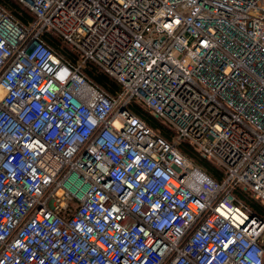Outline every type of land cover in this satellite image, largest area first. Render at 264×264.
Segmentation results:
<instances>
[{
  "label": "clouds",
  "instance_id": "clouds-1",
  "mask_svg": "<svg viewBox=\"0 0 264 264\" xmlns=\"http://www.w3.org/2000/svg\"><path fill=\"white\" fill-rule=\"evenodd\" d=\"M154 2L119 0L151 28L118 58L96 19L73 12L53 23L63 0H30L31 26L0 21V264H264V215L235 194L251 189L264 209V59L257 66L253 52L264 56V0ZM92 4L98 19L100 0ZM48 28L83 59L43 40ZM88 33L104 43L98 53L77 42ZM205 59L219 77L193 67ZM90 62L126 80L123 91H107ZM160 62L198 75L207 99L179 101ZM218 96L247 139L200 113ZM138 105L173 135L154 130Z\"/></svg>",
  "mask_w": 264,
  "mask_h": 264
},
{
  "label": "built area",
  "instance_id": "built-area-1",
  "mask_svg": "<svg viewBox=\"0 0 264 264\" xmlns=\"http://www.w3.org/2000/svg\"><path fill=\"white\" fill-rule=\"evenodd\" d=\"M16 1H18L24 7L28 8L34 14L33 12L34 5L30 3V0H16ZM86 4L88 5V9L85 8ZM157 4H158V0H155V2L153 3L151 7L154 9L157 6ZM93 8H94V5L92 4V0H63V7L60 8L58 13L52 17V21L53 23H55L57 20L64 22L65 16L71 17V14L73 12H77L83 15H88L92 19H96L97 24L99 25V28H98L99 35L105 36L109 46L113 47V50L117 55V58H118L119 53L122 52L126 47L129 48L130 50L131 47H134L137 44V36L141 34L143 35L144 38H147L149 36L148 29L151 28V25L149 24L148 18L147 17H134L133 9L131 7H129L126 11H121L123 6L119 3V0H100V8L103 11L98 19L95 16V12L90 11V9H93ZM210 10L213 12L221 11V9L217 7L215 4L211 5ZM34 17H35V14H34ZM4 19H10L15 22L24 24L25 26H31L35 22L36 17L34 18V20L30 21L27 24L23 23L18 18H16L7 8L3 7L0 4V21ZM116 19L120 20L119 24L115 23ZM215 31H216L215 29L211 30V32H215ZM47 32L55 33L51 28L46 29L45 34ZM219 34L222 35V33H219ZM185 36L189 39V46H191V44L195 42V37H192L190 33H187V32L185 33ZM60 37L64 39V37L62 36ZM42 39L47 42V40L45 39V35L42 37ZM65 42L68 43L67 41ZM77 42L81 45V47H83L85 44L89 45L90 48L95 50V52L97 53L105 47L104 43L99 40V36L94 37L92 33H88L84 38H82L81 40H78ZM234 42L237 44L246 43V41H242L239 37L234 38ZM205 43H207V41H205L203 37H201L200 46L202 47L203 44ZM68 44L72 47L70 43ZM72 49L78 55V58L76 61L82 60L83 57L76 51V49H74L73 47ZM216 51L219 52L221 55H223L224 54L223 45H221L220 48L216 49ZM253 52L257 53L254 63L257 66H260L261 59H264V56L260 55L259 52H257L255 48L253 49ZM107 59L111 61V68L115 69L118 59H113L112 52L108 54ZM203 65H204L203 68H200L197 65H194L193 67L197 68L203 75L208 76L209 78H211L212 76L219 77L220 71H219L218 66L209 65V62L207 61V59L203 61ZM213 65H215V62H213ZM210 66H211V72H208L207 69ZM165 68H168L169 73L173 77H175L173 86L177 88V90L175 91V96L177 97L179 101L188 103L195 96H200L202 100L207 99V97L204 94L205 92H209L210 89L200 84L198 75H193L192 80H187L184 77L188 75V73H184L183 76H177V74L173 72L172 69L169 68V66L166 63L160 62L159 69L162 71ZM102 70L105 71L108 75H110L112 78L116 79L120 83V89L115 93L117 95L120 94L123 91V87H124L126 80H121L118 76L114 75L109 70L108 65H105V67ZM129 71H133V70L129 69ZM146 71H156V68L155 66H153L152 69H147ZM180 71H183V69H180ZM156 74L159 76L160 72H156ZM160 78L164 79L163 76H161ZM133 79H135V76H133ZM176 80H178L179 82L178 85L176 84ZM197 84H200V86L197 87L196 86ZM236 90H239V85L236 86ZM249 91H251L249 86L244 85V93L247 94V92ZM198 107H199L200 113L203 115H207L209 119L214 118L218 123H221L224 127H230L231 129H233L237 135L243 134L245 139L248 138V133L246 129H244L242 126L238 124L229 123L231 121V117L229 116L228 113L231 112L232 109L228 108L227 103L221 97L218 96L216 102L200 104ZM169 111H170V114H177L179 112V106L169 103ZM150 114L156 117L155 114H152V113ZM156 118L162 120V124L171 132V136H172L173 131L171 127L166 123V121L159 117H156ZM196 131H199V129H196ZM206 139H207L206 136L202 137V140H206ZM188 144L193 147L191 141H189ZM195 150L198 151L197 149ZM215 166L218 168L216 164ZM218 169L219 171H221L220 168ZM238 188H241L243 191L250 193L251 196L256 200V196L251 189H248L245 187H238ZM40 210L41 209L39 208L37 209V211H40Z\"/></svg>",
  "mask_w": 264,
  "mask_h": 264
},
{
  "label": "trees",
  "instance_id": "trees-1",
  "mask_svg": "<svg viewBox=\"0 0 264 264\" xmlns=\"http://www.w3.org/2000/svg\"><path fill=\"white\" fill-rule=\"evenodd\" d=\"M0 4L3 7L7 8L16 18H18L23 23L27 24L35 18L34 14L28 8L24 7L16 0H0ZM45 39L51 46L61 50L62 54L65 57L73 61L77 60L78 55L74 52L72 47L57 34L47 32L45 34ZM88 67L91 69V73L96 74V78L100 82L107 85V91L115 94L120 89V83L116 79L108 75L105 71L93 65L91 62L89 63ZM133 110L140 116L144 117V119H146L150 126L153 127L156 131L162 133L167 137H171V132L162 124V122L158 118L148 113V111L142 106H135ZM185 148L187 151L193 153L194 155L197 152L188 143L185 144ZM212 171H214L217 175L220 174L219 169L214 165H212ZM235 194L242 200H244L250 207L256 209L258 212L264 215V209H261L259 207L257 200H255L250 193L243 191L241 188H237Z\"/></svg>",
  "mask_w": 264,
  "mask_h": 264
},
{
  "label": "rangeland",
  "instance_id": "rangeland-1",
  "mask_svg": "<svg viewBox=\"0 0 264 264\" xmlns=\"http://www.w3.org/2000/svg\"><path fill=\"white\" fill-rule=\"evenodd\" d=\"M161 122H162V120L161 119H159ZM211 163V162H210ZM212 165H214L215 166V164L214 163H212ZM219 168V167H218Z\"/></svg>",
  "mask_w": 264,
  "mask_h": 264
}]
</instances>
